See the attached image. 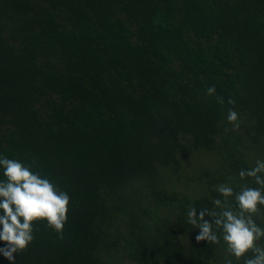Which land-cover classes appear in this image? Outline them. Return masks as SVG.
Segmentation results:
<instances>
[{"label": "trees", "instance_id": "obj_1", "mask_svg": "<svg viewBox=\"0 0 264 264\" xmlns=\"http://www.w3.org/2000/svg\"><path fill=\"white\" fill-rule=\"evenodd\" d=\"M0 154L71 197L64 238L35 222L15 264H224L186 212L256 187L264 0H0Z\"/></svg>", "mask_w": 264, "mask_h": 264}, {"label": "clouds", "instance_id": "obj_2", "mask_svg": "<svg viewBox=\"0 0 264 264\" xmlns=\"http://www.w3.org/2000/svg\"><path fill=\"white\" fill-rule=\"evenodd\" d=\"M206 95L215 96L218 104L225 100L217 95L215 85L206 88ZM227 112V122L231 128L225 132L240 128L239 113L234 110L235 101ZM36 161L26 164L17 159H10L0 154V167L5 179L0 180V241L5 247L0 252L12 264H15L14 253L27 250L34 240L35 222L46 221L47 227L57 233L58 239L64 238V226L71 197L60 189L50 178L42 176L41 170L33 171ZM240 181L252 178L256 187L246 182L234 188L228 182L215 187L219 197L211 199L212 209L201 208L199 215L194 205H189L187 223L198 228L196 240L225 245L224 264H264V160L257 159L255 166L241 169ZM233 177H229L231 181ZM238 189V190H237ZM211 217V221L205 217Z\"/></svg>", "mask_w": 264, "mask_h": 264}]
</instances>
